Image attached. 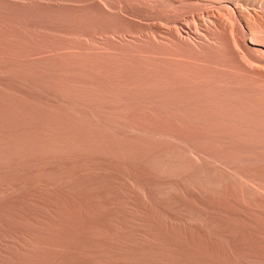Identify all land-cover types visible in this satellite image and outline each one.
Masks as SVG:
<instances>
[{"label":"rangeland","instance_id":"rangeland-1","mask_svg":"<svg viewBox=\"0 0 264 264\" xmlns=\"http://www.w3.org/2000/svg\"><path fill=\"white\" fill-rule=\"evenodd\" d=\"M230 1L0 0V264H264V0Z\"/></svg>","mask_w":264,"mask_h":264},{"label":"bare ground","instance_id":"bare-ground-1","mask_svg":"<svg viewBox=\"0 0 264 264\" xmlns=\"http://www.w3.org/2000/svg\"><path fill=\"white\" fill-rule=\"evenodd\" d=\"M101 2H103L102 4H104L105 3V5L106 4H112V3H116V2H118V3H125L127 0H100ZM133 1H135V2H138V3H141V4H151V3H153V4H156V3H161L163 0H133ZM174 1V0H173ZM185 1H189V2H200V1H203V0H185ZM205 1V0H204ZM226 2H230L231 3V1L230 0H225ZM236 1V0H235ZM240 1V0H239ZM78 2V1H77ZM96 2V1H95ZM167 2V1H166ZM221 2H222V0H221ZM242 2V1H241ZM89 3V2H88ZM171 3V2H170ZM216 3V2H215ZM220 3V2H219ZM79 4H80V2H79ZM95 4V3H94ZM195 4V3H194ZM220 4H222V3H220ZM224 4V3H223ZM238 4V3H237ZM261 5V7H263L262 6V3H260ZM86 5V4H85ZM115 5H117V3L115 4ZM120 5V4H119ZM243 5V4H242ZM107 6V5H106ZM224 6V5H223ZM235 6H236V4H235ZM116 7V6H115ZM161 7V6H160ZM232 7V6H231ZM238 7V6H237ZM241 7V6H240ZM244 7V6H243ZM220 8V7H219ZM259 8V7H258ZM217 9V8H216ZM226 9V8H225ZM234 9V8H233ZM238 9V8H237ZM240 9V8H239ZM263 9V8H262ZM160 10V9H159ZM222 10V9H221ZM258 11H260L259 9H257ZM227 11H228V9H227ZM262 11V10H261ZM214 12V11H213ZM218 12V11H217ZM238 12H240V10H238ZM256 12V11H255ZM208 13V12H207ZM215 13V12H214ZM214 13H213V15H214ZM224 13V12H223ZM243 13V12H242ZM168 14V13H167ZM189 14V13H188ZM202 14V13H201ZM200 14V15H201ZM255 14V13H254ZM204 15V14H203ZM202 15V16H203ZM210 15H212V14H210ZM216 15V14H215ZM220 15H221V11H220ZM224 15V14H223ZM237 15V14H236ZM252 15V14H251ZM257 15H258V13H257ZM262 15H264V14H262ZM191 16V15H190ZM194 16V15H193ZM209 16V15H208ZM255 16V15H254ZM253 16V17H254ZM189 17V16H188ZM198 17V16H197ZM201 17V16H200ZM205 16H203V18H204ZM224 17V16H223ZM245 17V16H244ZM249 17V16H248ZM251 17V16H250ZM184 18H185V15H184ZM183 18V19H184ZM190 18V17H189ZM194 18V17H193ZM215 18V17H214ZM226 18H227V16H226ZM255 18V17H254ZM182 19V20H183ZM223 19H225V18H223ZM250 19V18H249ZM134 20V19H133ZM195 20H196V18H195ZM202 20V19H201ZM200 20V21H201ZM220 20V19H219ZM251 20V19H250ZM186 21V20H185ZM210 21H211V19H210ZM216 21H217V19H216ZM224 21V20H223ZM223 21H222V23H223ZM226 21H228V20H226ZM158 22V21H157ZM212 22V21H211ZM213 22L215 23V21L213 20ZM220 22H221V20H220ZM230 23L232 22L231 20L229 21ZM201 23V22H200ZM214 23H211V24H214ZM226 24H227V22H225ZM248 23V22H247ZM189 24V23H188ZM216 24V23H215ZM214 24V25H215ZM224 24V23H223ZM158 25V24H157ZM163 25V24H162ZM214 25H212V26H214ZM217 25V24H216ZM248 25V24H247ZM182 26V25H181ZM180 26V27H181ZM188 27H189V25H188ZM226 27V26H225ZM232 27V26H231ZM168 28V27H167ZM182 28V27H181ZM190 28V27H189ZM180 29V28H179ZM183 29V28H182ZM170 30H171V28H170ZM184 31H186L185 29H183ZM190 30H191V28H190ZM165 31V30H164ZM179 31H181V30H179ZM193 31V30H192ZM163 32V31H162ZM182 32V31H181ZM189 32V31H188ZM171 35V34H170ZM180 35H181V33H180ZM179 35V36H180ZM190 35V34H189ZM173 36V35H172ZM180 38H183V37H180ZM194 154V153H193ZM194 156H196V155H194ZM197 157V156H196ZM195 158V157H194ZM189 159V158H188ZM198 161V160H197ZM222 173V172H221ZM217 174V173H216ZM254 187V186H253ZM252 187V188H253ZM257 188V187H256ZM257 190V189H256ZM259 190V189H258ZM262 193V192H261Z\"/></svg>","mask_w":264,"mask_h":264}]
</instances>
